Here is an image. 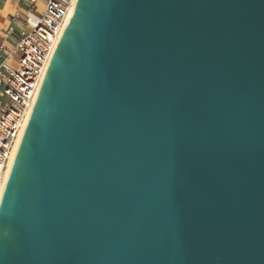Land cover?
<instances>
[{
    "label": "water",
    "instance_id": "obj_1",
    "mask_svg": "<svg viewBox=\"0 0 264 264\" xmlns=\"http://www.w3.org/2000/svg\"><path fill=\"white\" fill-rule=\"evenodd\" d=\"M0 264H264V0H76Z\"/></svg>",
    "mask_w": 264,
    "mask_h": 264
},
{
    "label": "built area",
    "instance_id": "obj_2",
    "mask_svg": "<svg viewBox=\"0 0 264 264\" xmlns=\"http://www.w3.org/2000/svg\"><path fill=\"white\" fill-rule=\"evenodd\" d=\"M22 14L11 18L23 29L12 48L0 44V182L21 140L41 81L76 0H14ZM14 34L13 25L1 35ZM18 147V146H17ZM1 196V195H0Z\"/></svg>",
    "mask_w": 264,
    "mask_h": 264
},
{
    "label": "crops",
    "instance_id": "obj_3",
    "mask_svg": "<svg viewBox=\"0 0 264 264\" xmlns=\"http://www.w3.org/2000/svg\"><path fill=\"white\" fill-rule=\"evenodd\" d=\"M23 8L19 6L14 0H0V44L4 42L6 47L12 48L19 38V31L23 29L21 22L12 23L11 18L16 14H22ZM13 25L14 34L6 40L1 37L4 31ZM2 98L0 97V104Z\"/></svg>",
    "mask_w": 264,
    "mask_h": 264
},
{
    "label": "bare ground",
    "instance_id": "obj_4",
    "mask_svg": "<svg viewBox=\"0 0 264 264\" xmlns=\"http://www.w3.org/2000/svg\"><path fill=\"white\" fill-rule=\"evenodd\" d=\"M17 146H18V144L15 146V148H14L13 151H12V154H11L10 160H9V162H8V165H7L6 171H5L4 176L2 177V180H1V182H0V195H1L2 191H3L4 185H5V183H6V180H7V177H8V172H9V169H10L11 163H12V161H13V158H14V156H15V153H16V150H17Z\"/></svg>",
    "mask_w": 264,
    "mask_h": 264
}]
</instances>
